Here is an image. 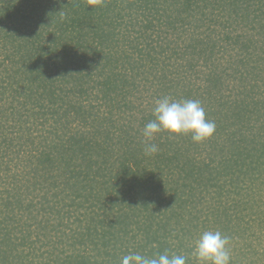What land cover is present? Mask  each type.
Returning <instances> with one entry per match:
<instances>
[{"label":"trees","instance_id":"16d2710c","mask_svg":"<svg viewBox=\"0 0 264 264\" xmlns=\"http://www.w3.org/2000/svg\"><path fill=\"white\" fill-rule=\"evenodd\" d=\"M163 96L214 135L146 155ZM206 230L264 264V0H0V264H198Z\"/></svg>","mask_w":264,"mask_h":264},{"label":"clouds","instance_id":"9594fccd","mask_svg":"<svg viewBox=\"0 0 264 264\" xmlns=\"http://www.w3.org/2000/svg\"><path fill=\"white\" fill-rule=\"evenodd\" d=\"M152 114L154 119L142 129L146 155L158 152V145L150 141L162 132L190 136L193 143L201 144L209 140L216 130L215 122L206 118L205 109L198 100H175L171 96H163L154 102ZM192 254L198 264H231L230 237L219 230L203 231L194 242ZM120 264H188V258L170 255L167 251L151 257L129 253L122 257Z\"/></svg>","mask_w":264,"mask_h":264},{"label":"rangeland","instance_id":"374dc122","mask_svg":"<svg viewBox=\"0 0 264 264\" xmlns=\"http://www.w3.org/2000/svg\"><path fill=\"white\" fill-rule=\"evenodd\" d=\"M176 10H175V7H173V8H171V12H175ZM127 27V25L126 24H124L123 25V30L125 29ZM135 37V34L134 33H132V38H134ZM135 39V38H134ZM151 108V107H150Z\"/></svg>","mask_w":264,"mask_h":264}]
</instances>
